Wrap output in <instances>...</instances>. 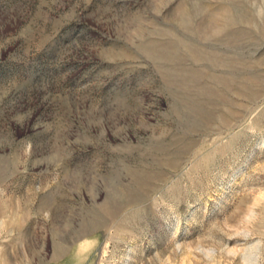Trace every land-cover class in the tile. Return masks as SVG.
<instances>
[{
    "label": "rangeland",
    "instance_id": "1",
    "mask_svg": "<svg viewBox=\"0 0 264 264\" xmlns=\"http://www.w3.org/2000/svg\"><path fill=\"white\" fill-rule=\"evenodd\" d=\"M0 264H264V0H0Z\"/></svg>",
    "mask_w": 264,
    "mask_h": 264
}]
</instances>
